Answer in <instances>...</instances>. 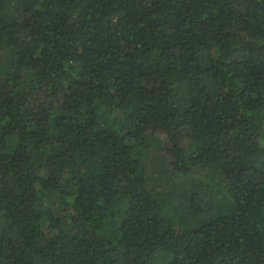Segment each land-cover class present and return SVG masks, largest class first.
Returning a JSON list of instances; mask_svg holds the SVG:
<instances>
[{
  "label": "trees",
  "instance_id": "1",
  "mask_svg": "<svg viewBox=\"0 0 264 264\" xmlns=\"http://www.w3.org/2000/svg\"><path fill=\"white\" fill-rule=\"evenodd\" d=\"M0 264H264V0H0Z\"/></svg>",
  "mask_w": 264,
  "mask_h": 264
}]
</instances>
